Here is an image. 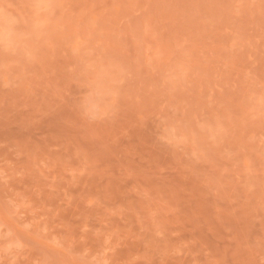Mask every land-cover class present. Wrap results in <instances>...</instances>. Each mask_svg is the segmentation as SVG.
Masks as SVG:
<instances>
[{
	"label": "rangeland",
	"instance_id": "obj_1",
	"mask_svg": "<svg viewBox=\"0 0 264 264\" xmlns=\"http://www.w3.org/2000/svg\"><path fill=\"white\" fill-rule=\"evenodd\" d=\"M0 264H264V0H0Z\"/></svg>",
	"mask_w": 264,
	"mask_h": 264
}]
</instances>
